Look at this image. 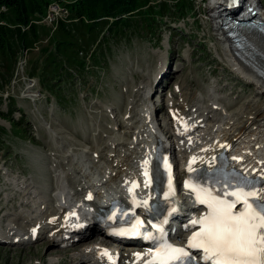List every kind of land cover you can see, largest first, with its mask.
Wrapping results in <instances>:
<instances>
[{
	"label": "rangeland",
	"instance_id": "rangeland-1",
	"mask_svg": "<svg viewBox=\"0 0 264 264\" xmlns=\"http://www.w3.org/2000/svg\"><path fill=\"white\" fill-rule=\"evenodd\" d=\"M145 1L154 8L141 9L149 16H137L123 28H112L110 34L108 23L117 18L104 19L108 23L99 25L94 42L86 39L77 43L76 49L81 52L73 57L77 59L74 64L58 55L54 44L56 23L43 22L52 4L61 8L57 26L59 22H71L64 3L52 2L47 13L42 17L34 14L37 18L30 22L36 24L38 38L25 55L24 70L18 71L19 46L11 66L9 60H0V209L6 208L0 212V224L13 220L15 212L29 213V205L19 208L22 200L29 201L28 196H18L24 190L20 186L29 184L34 190L36 184L49 186L47 173L55 179L61 151H88L99 135L104 140L127 141L122 117L129 115L131 106L142 103L138 99L145 87L149 95L143 101L149 100L146 104L156 111V127L163 133L171 131L168 101L179 102L178 97H172L176 90L186 95L191 112L206 109V114L213 102L223 117L235 114L241 119L247 111L264 109V96L224 60L222 43L208 12L210 0L142 3ZM162 2L168 7H159ZM260 2L264 8V0ZM2 14L12 17L4 6L0 8ZM147 23L150 25L145 28ZM6 25L0 19V26ZM28 27L19 28L26 31ZM163 67L172 74L154 89L155 75ZM229 105L233 107L229 109ZM215 113L208 115L215 119ZM132 119L136 120V115ZM181 155L177 154V159ZM64 247L46 245L43 238L22 245L0 244V264H57L60 260L77 264L75 253L64 252ZM112 248L119 250L116 245Z\"/></svg>",
	"mask_w": 264,
	"mask_h": 264
},
{
	"label": "bare ground",
	"instance_id": "bare-ground-1",
	"mask_svg": "<svg viewBox=\"0 0 264 264\" xmlns=\"http://www.w3.org/2000/svg\"><path fill=\"white\" fill-rule=\"evenodd\" d=\"M211 2L209 5L210 11L208 9V12L210 13V19L214 22L213 29L218 35L219 41L222 43L224 60L230 67L236 68L237 71H235H239L240 73H238L242 74L245 80L251 84L259 94L264 96V38L258 31L243 28L244 36L249 44L246 49L240 53V56H236L230 47H228V40L224 36V30L221 28L218 19L221 18L222 20L225 16L234 17L237 15H241L242 18H245L257 9L260 20L264 21V12L259 8L258 1L212 0ZM54 11L56 14H60L59 11H61V8L58 4L49 6L48 14H54ZM233 19L235 18H231V20ZM57 21L58 20L55 22V20H53V23L57 24ZM26 54L27 50H20V57L18 58H26ZM26 62V59H24L25 67ZM255 68L261 70L263 75L260 76ZM170 74L172 73L167 67L159 69L154 78V80H156L154 89L160 86L161 79L167 78ZM148 95L149 89L145 87V91L139 95L138 99L141 100L142 103L139 105L136 104L137 106L134 108L131 106L129 115L122 117L126 129L128 130L125 133V136L128 138L127 141H121V138L104 140L101 138V135H99L98 139L95 140L94 143H91V148L88 151L82 150L76 153L73 151L70 153L68 151H61L60 156L57 157L56 166L58 171H55V179H51L47 173V180L50 182L49 186L45 187L42 183L36 184L37 186L35 185L34 187L38 190H34L29 184L24 185V190L20 192L18 196L25 198L30 195V192L38 193L36 196L38 197L36 199L40 201V203L37 204L38 209L36 212L33 211L32 213H28L24 210L13 213L14 219H10L9 229L5 230L3 233L0 232V235H3L0 237V244H6L8 246L22 245L29 243L31 240L36 241L43 238L46 245L53 244L58 247L64 244L65 247L62 250L64 252L70 250L71 253H75L73 260L77 261V264H135V261L138 259L145 260L142 258L141 250L136 248L138 245L137 243L135 247H124L122 251H111L106 249L104 246H111L113 242L104 236L103 229L98 225H93L83 231L70 233V236L73 235L77 237L75 241L70 242L69 240L63 239V229L60 228V226L65 223V215H60V208H58L59 203H62L63 199L58 192H56L55 195L53 194L56 188L58 190V185L61 184L60 182L66 183L75 194H79L84 186L91 183V180L97 176H99L101 180L105 179L107 175H110L112 181H118L119 183L126 182L125 179L121 178L129 174L132 175V177L136 176L134 170L139 166L138 155L144 147L142 138H150L147 140L150 141L149 146L152 145L153 139H157L155 132H153L154 121L158 122L156 111L152 110V108L148 107L146 104L147 101L150 103L149 100L143 101V98L148 99ZM31 96L33 97V95ZM172 97H178L179 102L175 104L172 99L169 98L168 114L171 113L169 114V119L172 124V130L166 132L168 134L167 140L170 146L163 147V151L166 158H169L171 161L170 164L174 169L177 167L175 156L177 154H183L184 161H182L181 164L182 169H180V173L176 175L178 182H182L187 175L194 172L205 173L211 171L214 168L211 163L212 160H214L213 157L218 153L220 142L227 143L226 149L223 150V154L228 155L229 159H234L242 155V151L247 147H241L243 143H254L251 152L252 156H249V159H258V162L262 161L263 163L261 165L262 167L255 173H260L262 175L263 182L258 193L259 198L264 199V109L247 111L248 113H245L246 115L238 119L235 114L231 117H223L221 110L216 106L218 104L215 102L210 105V111L206 112V114V109L199 113H197V111L191 112L190 109H187L188 102L186 95L181 93V90H176L172 94ZM213 98L216 99L215 96H213ZM231 107L233 106L229 105V109ZM211 112H217L213 115V117L217 119H212L211 116L208 115ZM193 113L197 115L192 116ZM133 115H136L137 118L134 121L132 119ZM243 117L245 120H242L244 119ZM207 120L210 121L206 124ZM224 120L226 121L224 122ZM156 125L159 124L156 123ZM213 132L224 133L222 137H220L219 134L215 135L216 138H219L216 140L215 144L208 140ZM204 149L206 150L203 151ZM238 152L240 154H237ZM193 158H195V160L191 164L192 171H189V162L192 161ZM154 169L156 173L154 180L157 183L155 195H160L161 204L166 206L169 203H173L175 200L179 203V206L181 205L183 210H188L191 205L183 193H180L176 197L167 196L165 194L162 181L163 169L159 164ZM57 196H59L60 199H57ZM151 204L152 203L148 205V208ZM28 205V202L22 200L19 204V208L24 206L27 207ZM5 209V207L1 208L0 212ZM96 211L99 212V209H96ZM189 219L190 218H188V220ZM94 234L96 237L91 238ZM97 240H99L98 243H94V241ZM78 245H80V248L75 249ZM105 251L108 255H102ZM51 252L54 254L53 251ZM64 263V260H60L57 264Z\"/></svg>",
	"mask_w": 264,
	"mask_h": 264
},
{
	"label": "snow or ice",
	"instance_id": "snow-or-ice-1",
	"mask_svg": "<svg viewBox=\"0 0 264 264\" xmlns=\"http://www.w3.org/2000/svg\"><path fill=\"white\" fill-rule=\"evenodd\" d=\"M194 160L189 162V171ZM144 175L147 183V172ZM185 187L195 194L197 203L207 207L206 214L198 219L193 217L185 226L197 230L192 231L183 247L174 246L161 236L145 264H192L195 260L192 251L200 253L203 264H264V202L255 190L254 181L244 178L234 186L235 190L215 195L208 188L187 181ZM171 192L169 178V194ZM237 205H241L239 210H236ZM140 227L137 220L130 230L118 234L139 235ZM102 255L108 254L105 251Z\"/></svg>",
	"mask_w": 264,
	"mask_h": 264
},
{
	"label": "trees",
	"instance_id": "trees-1",
	"mask_svg": "<svg viewBox=\"0 0 264 264\" xmlns=\"http://www.w3.org/2000/svg\"><path fill=\"white\" fill-rule=\"evenodd\" d=\"M178 3L181 0H174ZM52 2L64 3L70 12L71 21L69 24L59 22L57 32L54 35V44L58 55L65 57L68 62L74 64L77 59L78 45L82 41L94 42L96 40V30L99 25L107 18L116 19L109 25L108 33L112 28H123L127 22L140 16L145 19L149 16L148 9H154L148 1L142 3V0H0V8L4 6L12 17L5 18L4 14L0 19L7 23L6 26H0V60L14 63L16 58L17 46L32 48L37 40L36 25L30 24L34 14L38 13L42 17L46 13L48 5ZM159 7H168L167 3L162 2ZM146 8L147 10H141ZM158 15V14H157ZM107 25V27H108ZM150 24L144 25L145 28ZM28 27L26 31H21L19 27ZM111 26V28H110ZM117 31V30H116ZM88 43V42H86ZM18 47V48H19ZM79 47H81L79 45ZM77 48V49H76Z\"/></svg>",
	"mask_w": 264,
	"mask_h": 264
},
{
	"label": "built area",
	"instance_id": "built-area-1",
	"mask_svg": "<svg viewBox=\"0 0 264 264\" xmlns=\"http://www.w3.org/2000/svg\"><path fill=\"white\" fill-rule=\"evenodd\" d=\"M59 15L60 14H56L55 11H54V14H45V17L43 18L44 24L45 23H48L50 25H53V20H56V18ZM24 59H26V58H18L17 59L18 71H20V72H22L23 69L25 68V66H24ZM30 82H33V80H30Z\"/></svg>",
	"mask_w": 264,
	"mask_h": 264
},
{
	"label": "water",
	"instance_id": "water-1",
	"mask_svg": "<svg viewBox=\"0 0 264 264\" xmlns=\"http://www.w3.org/2000/svg\"><path fill=\"white\" fill-rule=\"evenodd\" d=\"M232 25H234L236 28L241 26L251 28L249 23L244 24V23L233 22ZM255 70L259 75H263L262 71L259 70L258 68H255Z\"/></svg>",
	"mask_w": 264,
	"mask_h": 264
}]
</instances>
